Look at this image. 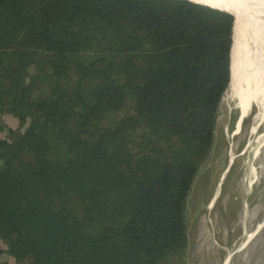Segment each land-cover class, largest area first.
<instances>
[{
    "label": "trees",
    "instance_id": "trees-1",
    "mask_svg": "<svg viewBox=\"0 0 264 264\" xmlns=\"http://www.w3.org/2000/svg\"><path fill=\"white\" fill-rule=\"evenodd\" d=\"M234 27L193 0H0V109L18 119L0 239L23 264H188Z\"/></svg>",
    "mask_w": 264,
    "mask_h": 264
},
{
    "label": "rangeland",
    "instance_id": "rangeland-1",
    "mask_svg": "<svg viewBox=\"0 0 264 264\" xmlns=\"http://www.w3.org/2000/svg\"><path fill=\"white\" fill-rule=\"evenodd\" d=\"M217 1L237 11L231 61L234 74L221 100L211 152L200 165L188 194L189 243L182 252L188 264H215L219 243L232 242L242 230L241 222L247 211L251 210L254 216L264 206V197L260 196L264 174L257 180V175L243 179L251 170L256 146L255 141L248 143L246 132L264 105V2ZM248 95L252 96L251 104L244 102ZM17 124L15 116L0 109V137L7 127ZM260 160H264V154ZM259 171L254 172L260 174ZM214 193L218 195L216 202L208 207ZM256 249L260 251L259 259L264 248L258 245ZM27 257L22 246L9 245L0 239L2 264H23Z\"/></svg>",
    "mask_w": 264,
    "mask_h": 264
},
{
    "label": "bare ground",
    "instance_id": "bare-ground-1",
    "mask_svg": "<svg viewBox=\"0 0 264 264\" xmlns=\"http://www.w3.org/2000/svg\"><path fill=\"white\" fill-rule=\"evenodd\" d=\"M202 2H206L215 6H220L221 8H226L229 11L233 12L235 16H237V11L233 10L231 7L227 5H223V3L217 0H198ZM262 1L264 0H256ZM234 48H232V53ZM232 54V55H233ZM233 76L234 72L231 71ZM244 102L251 104L252 96L248 95L244 98ZM264 104V101H263ZM249 134L248 143L256 142V146L253 148V154L251 157L252 167L251 170L246 173L243 179L254 178L257 175V178L260 179L264 174V160L260 162L261 154H264V105L261 109V112L256 120L252 123L251 127L247 130L246 135ZM233 157L231 156V159ZM257 161V162H256ZM256 162V164H255ZM255 165V167H253ZM260 169L257 174L254 171ZM254 175V176H253ZM236 190V189H235ZM219 193V192H217ZM216 195L211 197L209 201L208 207H211L216 202ZM260 196L264 197V186L260 190ZM264 203V202H263ZM248 205V203H246ZM245 209V208H244ZM251 210L247 211V217L242 220V230L239 235L235 237L232 242H227L225 244H220L218 258L215 261V264H235L236 262H240V264H264V254L260 259H257V255L260 252L256 249L259 245L261 249L264 248V206L259 210L254 216H251Z\"/></svg>",
    "mask_w": 264,
    "mask_h": 264
},
{
    "label": "water",
    "instance_id": "water-1",
    "mask_svg": "<svg viewBox=\"0 0 264 264\" xmlns=\"http://www.w3.org/2000/svg\"><path fill=\"white\" fill-rule=\"evenodd\" d=\"M193 1H196V2H200V3H205V4H209V3H206V2H202V1H198V0H193ZM209 5H212V4H209ZM214 7H218V8H221L220 6H215V5H212ZM223 9H226V8H223ZM228 10V9H227ZM233 13V12H232ZM234 14V13H233ZM235 15V14H234Z\"/></svg>",
    "mask_w": 264,
    "mask_h": 264
}]
</instances>
